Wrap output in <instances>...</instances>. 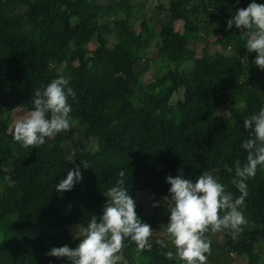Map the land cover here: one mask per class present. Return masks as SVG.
I'll use <instances>...</instances> for the list:
<instances>
[{
  "label": "trees",
  "instance_id": "1",
  "mask_svg": "<svg viewBox=\"0 0 264 264\" xmlns=\"http://www.w3.org/2000/svg\"><path fill=\"white\" fill-rule=\"evenodd\" d=\"M250 2L168 0L167 7L154 8L155 22L137 23L133 0H0V109L6 114L0 112V264H70L46 253L78 244L67 227H84L93 213L102 215L103 194L122 169L137 215L153 230L168 220V175L181 171L195 179L211 172L240 195L224 164L246 159L241 144L249 130L243 120L264 107V70L254 64L256 54L246 50L235 25L226 28L236 10ZM206 22L228 42L214 54L203 52L204 66L197 69L190 36ZM154 37L157 55L173 69L143 84L135 66ZM60 76L69 78L76 93L69 97L70 130L46 138L39 148L23 147L13 140L18 119L13 114L26 115L32 90ZM179 91L181 98L171 104ZM90 139L95 150L87 147ZM77 166L82 179L72 190L56 192V184ZM246 183L241 211L249 230L237 242L232 231L206 234L211 244L221 238L216 264H228L231 253L258 264L264 167ZM137 193L165 202L150 211L136 200ZM151 244L140 254L148 264H184L163 255L175 252L173 246ZM126 245L124 259L135 264L136 246Z\"/></svg>",
  "mask_w": 264,
  "mask_h": 264
},
{
  "label": "clouds",
  "instance_id": "2",
  "mask_svg": "<svg viewBox=\"0 0 264 264\" xmlns=\"http://www.w3.org/2000/svg\"><path fill=\"white\" fill-rule=\"evenodd\" d=\"M233 25L240 31L246 50L256 54L254 64L264 70V4L252 0L247 7L237 9L227 21L226 30ZM69 97L75 99L76 93L69 86V78L64 76L34 88L32 109L15 121L13 140L26 148H39L46 138L69 131L72 126ZM243 126L249 130V137L241 144L246 159L243 162L236 159L231 166L224 164L227 172L234 173L231 184L239 196L227 190L211 172H202L195 179L185 178L181 171L174 177H166L170 203L165 233L175 249V252L163 253L167 259L175 257L184 264H207L211 240L206 234L241 231L247 224L241 211L248 196L246 181L256 175L258 167H264V107L247 116ZM81 163L83 168H90L86 161ZM117 175L115 183L103 194L107 200L102 215L97 217L93 213L86 226L76 229L78 244L74 248L67 244L53 247L46 255L67 258L70 264H126L123 255L126 241L134 242L138 256L151 250L153 245L149 241L154 230L135 211L136 202L129 194L125 171L122 169ZM81 179L77 166L56 184L55 191H70ZM158 204L154 202L152 206ZM155 243L161 248L168 247L164 239H157Z\"/></svg>",
  "mask_w": 264,
  "mask_h": 264
},
{
  "label": "rangeland",
  "instance_id": "3",
  "mask_svg": "<svg viewBox=\"0 0 264 264\" xmlns=\"http://www.w3.org/2000/svg\"><path fill=\"white\" fill-rule=\"evenodd\" d=\"M140 1L144 2V4L138 5ZM133 3L135 4L134 15L137 20V23L141 22L144 19L155 22L156 12L154 8L159 4H162L163 6L167 7L168 0H133ZM175 28L178 31H182V26L180 23H175ZM230 38L231 37H228V39ZM110 41L113 42V39H110ZM227 42L228 40L225 39L222 35H217V33L214 30L213 23H208V22L203 23L200 26L198 33L193 36H190V42H189V46L193 48L196 52V57L194 61L196 68L201 69L204 66V58L202 56L203 52L208 55L214 54L218 51H221ZM156 43H157V38L154 37V39L151 41V43L146 47V49L142 53V59L135 66V70L137 71L139 81L143 84L151 81L155 77H161L166 70L173 69V66L170 63L161 59L157 55V49L155 47ZM204 47H205V51H203ZM180 98H181V91H179L177 94L173 96L171 100V104H174ZM0 112L3 117L6 115L2 109H0ZM13 115L16 116V119L17 118L19 119L24 116V115H19L18 113H15ZM86 144L87 147H89L90 149L92 150L96 149V145L92 139L87 141ZM135 198L138 202L147 204L146 206L149 208L150 211H152V205L154 202H159L158 206L164 204L165 202L163 200L150 201V198L147 193H137ZM106 200L107 197L105 196L103 206ZM165 225L166 223L164 225H161L159 229L154 230L153 235L149 242L156 244L155 241L157 239H164L168 244L167 249H171L170 247H172V245L167 235H165L161 229L164 228ZM79 228L80 227L78 226H68L67 231L70 232L74 237H76V235H78V232L77 233L75 232L76 229ZM248 230H249V223L247 220V224L245 226H242L241 231H232L234 241L237 242ZM220 246H221V238L220 236H217V239L215 240L214 244H211V253L206 254L207 264H216L217 261H220V257H219ZM255 253L259 255L258 264H264V240L255 244ZM132 258L136 261L135 264H148L147 260L143 258L141 255L138 256L135 253H133ZM124 260L126 261V264H130L127 259ZM226 262L228 264H249L248 257L246 255L239 256L236 253H231L227 258Z\"/></svg>",
  "mask_w": 264,
  "mask_h": 264
}]
</instances>
